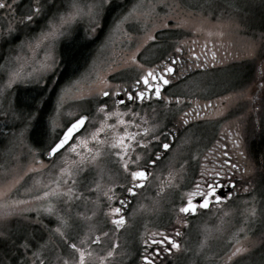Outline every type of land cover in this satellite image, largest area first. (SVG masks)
Here are the masks:
<instances>
[{"label": "snow or ice", "instance_id": "6c2138e0", "mask_svg": "<svg viewBox=\"0 0 264 264\" xmlns=\"http://www.w3.org/2000/svg\"><path fill=\"white\" fill-rule=\"evenodd\" d=\"M111 0H91L84 3V0H28L24 4V0H0V10H20V6L24 4L23 10H20L18 19L13 15V19L4 24L0 21V48L4 44H12L19 40L16 47L21 51L31 53V56L25 55L24 62H21L19 54L16 56L17 67L11 66V60L8 61V81L3 88H0V95L5 93L7 88H11L14 83L24 78L23 70L26 66H30L32 71L28 73V77L37 75V80L43 79L44 76L51 78L55 75L56 69L59 67V60L55 54L57 40L65 36L70 30V26L78 21L87 19L88 26L93 34L103 28L102 12L105 6L109 5ZM147 14V13H145ZM137 15L136 6L133 7L121 20L116 21L110 33L120 29V26ZM39 28V31H37ZM211 34V33H209ZM153 35H148L147 40H154ZM181 51L180 47L176 48V52ZM40 53H43L40 56ZM39 58L37 59V57ZM214 58V55H213ZM179 57L172 60L171 63L165 64L161 60L160 65L151 68H144L138 63V57L135 53L130 57L129 63L139 69V75L134 78L131 86L127 91L116 86V90L99 91V96L107 98H115L110 106L107 101L99 102L95 109V115L89 118L88 114L76 116L69 113L71 117L66 123H58L57 118H50L45 130L40 134L46 140L44 143L43 155L49 158L60 157L56 165H54V173H50L47 182L40 179L34 181V187L27 189L29 200H13L5 199L6 195L11 192L14 185H10L5 190H0V221L9 219L17 214V208L21 205H28L35 202L36 206L25 209L26 211H34L37 213L38 219L34 223H41L39 215L43 212L49 216H55L56 226L48 229V225H42L49 231L51 235L57 236L68 249H58L48 256L41 254V250L47 247V242L32 252L30 259H25L24 264H114L118 255L117 249L119 245L113 242L107 250L97 252L92 246H99L101 236H108V232L101 230L100 235L89 239L87 233L79 242L70 241L67 237V229L71 227L73 217L65 215L56 210V203H63L65 211L71 213L74 208L78 209L77 202L83 201L85 211L76 210L75 218L80 221L89 223L90 230H95V226L91 223L98 214L103 211V215L107 222L114 226L116 232L123 230L128 223V215L123 207L113 206L112 201L118 200L120 205H126L127 201L120 198L113 189L126 190L130 197L140 195L137 190H144L152 186L154 173L148 171V166L155 168L156 164L162 159L159 153L155 159L151 156H145L144 150L149 149V144L143 139L149 132H152V139L159 140L160 137L155 134L156 125L145 127L149 121L146 115H141L136 109L128 106L127 102L135 104L139 101L143 104L145 101L155 97L157 100L167 102V97L162 95V88L171 83L172 77L176 75L175 65L179 62ZM31 61V64L27 62ZM162 65V68H161ZM197 67H200L197 65ZM3 66L0 65V69ZM185 69L181 68V72ZM50 74V75H49ZM97 79L101 84L107 85L102 69L97 70ZM78 83L73 81V85ZM65 90H61L56 105L57 113L61 111L62 101L64 99ZM126 97L121 99V96ZM181 101L177 98L176 103ZM39 110L37 109V112ZM198 111V108H197ZM4 113H0L3 115ZM190 112H185L181 116L183 124L189 123ZM25 124V129L33 126L36 117L32 112L20 114L18 116ZM139 121L140 123H137ZM92 124L90 130L81 135V132L87 125ZM137 131H131V129ZM23 135V131L21 132ZM165 151L170 150V144L164 142L160 145ZM63 153V155H61ZM226 157L227 152L223 153ZM196 159L195 156L192 157ZM37 165L41 161L34 160ZM109 164L115 166L109 167ZM230 161L225 159L221 164L229 165ZM232 168L236 165H230ZM184 164L180 165L179 170L169 168L167 175L162 176L156 174L155 179V196L150 197L151 203L139 202L137 207L133 208L131 216L152 214L158 210L160 200L168 194L169 191L175 192L183 186ZM200 180L191 185V190L181 194V203L177 209L178 222L184 227H188L187 217L189 215L198 214L199 210H208L212 206L219 207L224 200L231 198L228 195L218 194L217 189L223 185L218 179L225 175L222 170H209L201 165ZM28 171H33L29 168ZM90 171H95V177L88 184H81L80 177H86ZM124 177L125 183L116 184L113 177ZM107 177V181H105ZM18 183V181H16ZM84 189L81 191L77 185ZM247 191V189H245ZM85 192L95 193L96 198L90 200ZM103 197V201L101 200ZM107 204H104V202ZM91 203L92 208L88 209L87 205ZM104 204L102 208L101 205ZM91 214H87L88 212ZM256 209L253 207L246 212V216L254 218ZM229 213L225 212L227 216ZM242 228L240 231H243ZM182 232L177 229L174 232L175 237H180ZM159 237V238H157ZM6 239L5 233L0 231V240ZM206 240L202 239L197 248L196 255H201L205 249ZM141 242L143 251L139 253L142 264H158L161 256L165 258L179 253L187 252L188 249L183 248L181 243L174 239L173 236L166 232L153 231L141 233ZM24 249H29V243L25 242L21 245ZM248 251L246 247L236 241V246L228 255V262ZM205 259H209L205 257Z\"/></svg>", "mask_w": 264, "mask_h": 264}, {"label": "flooded vegetation", "instance_id": "af4514ba", "mask_svg": "<svg viewBox=\"0 0 264 264\" xmlns=\"http://www.w3.org/2000/svg\"><path fill=\"white\" fill-rule=\"evenodd\" d=\"M104 30V28L103 30H99L97 36L92 39H88L86 37L87 35L83 36L81 32L77 34L86 41H94L96 43ZM73 38L74 36L70 40ZM142 41V46L140 51L136 53V56L138 57V63L142 64L146 69L160 65L161 60H164L165 64H169L172 60H176L178 57L180 58L179 62L175 65L176 75L172 77L169 85L162 88V95L168 98L167 102L157 100L155 97L149 101H145L143 104L139 101L135 104L126 101L129 107L136 109L141 115L147 116L149 123L148 125H144L145 127L151 128L153 125L157 126L155 134L160 137L159 140L152 139V132H149L147 136L143 137L149 144V149L144 150V155L146 157L151 156L155 159L156 154L159 153L162 157L155 168L148 166V171L154 173L151 178L153 185L144 190H137L140 192V195L136 197H130L126 190L113 189L127 203L122 206L118 200H114L111 202L112 205L123 207L124 211L129 214L127 226L119 232H116L114 226L107 222L103 211L91 222L95 226L94 231L90 230L88 222L76 219V210L85 211L83 201L77 202L78 209L74 208L71 213L65 211L63 203H54H56L57 211L73 217L70 222L71 227L66 230L67 237L70 241L79 242L85 233L91 239L99 236L101 230L108 232V236L100 237L102 243L99 246L93 245L92 247L97 252H100L107 250L113 242H116L119 247L116 250L118 255L115 258L114 264H142L139 256V253L143 251L141 233L147 235L148 232L153 231L166 232L168 235L173 236L174 239H177L183 248L188 249L187 252L181 251L174 253L167 258L162 255L158 264H192V259H189L192 257L191 250L196 246L194 223L200 220L205 214L211 212V210L218 209L223 205H229L233 201L243 200L252 194L253 190L257 187H254L255 182H258L259 191L264 187V154L257 148L264 134H261L264 105H261L260 70L252 69L251 67L245 68L244 66V68L238 67L235 66L236 62L233 61L220 65L222 59L226 58L230 53L228 52V47L223 49L222 45H219L220 43L212 40L206 41L190 37L155 38L149 41L147 43L148 47L145 48L146 50L158 48L156 55L150 59L144 58V38H142ZM177 47L181 48L179 53L176 52ZM129 60L130 57L120 62L118 69L112 72L110 79H106L107 85L103 89L116 90V86L119 85L121 89L127 91L134 78L139 75V69L130 65ZM261 60L259 65L264 62V58ZM1 63L2 57L0 55V65ZM197 65L200 67H197ZM86 66L76 76L70 79L68 76L62 80H59V74L62 69L58 67L55 75L45 81V86L39 89L42 90V93L29 110L36 117L33 121L34 125L41 114L45 102L49 101L47 111L43 116L46 128L48 121L54 114V101L57 94L61 93V90L69 83L76 80L83 73ZM181 68L185 69V71L181 72ZM212 78L229 79L233 83L231 86H228L230 88L225 87L227 89L223 88L219 91L204 92L201 89L202 81L204 83L210 82ZM246 81L248 83H245ZM250 83L248 100L230 101L231 96H237V94L242 92V86H245L244 84L249 85ZM120 98L126 100V97L123 95ZM177 98L181 101L179 104L176 103ZM84 99V109L77 116L88 114L91 120L95 115V109L99 102L107 101L111 106L112 100L115 98L101 97L98 92L92 97ZM15 103L14 98V106L12 108L16 110ZM37 109L39 110L38 112ZM185 112L191 113L190 117H187L189 119L187 125L183 124L181 120V116ZM137 123L140 122L137 121ZM91 127L92 124L87 125L81 132V135L85 134ZM131 131H137V129L133 128ZM27 141L29 146L28 152L30 151V154L36 158H34L35 160L41 161V164L37 165L34 163L33 171H28L24 178L30 180L38 174L41 180L46 183L50 173H54L55 171V169L51 168L52 163L59 160L60 157L45 159V155H43L44 143L46 142L45 138L41 145H36L31 141L30 134L28 137L27 132ZM189 141L193 143V148L189 155V164L183 172V186L175 192L170 191L169 196H164L162 202L165 205V212L162 217L157 221L145 223L144 215L131 216L130 214L133 208L137 207L139 202L151 203L149 198L155 196L156 189L154 186L157 183L155 175L161 174L165 176L169 170V167L165 163H163L162 169V161L175 149L178 150L186 146V144L190 143ZM164 142L170 144V150L165 151L160 147ZM225 152L228 153L226 157L223 155ZM193 156L196 157L195 160L192 159ZM225 159L229 160L230 164L224 165L223 169H221L220 166ZM232 164L237 167L232 168L230 166ZM201 165H204L209 170H222L225 173V175L218 179V182L223 186L218 188L217 192L222 195L231 193V198L224 200L219 207L212 206L208 210H199L198 214L194 216L189 215L187 217L188 227H184L182 223L178 222L179 214L177 212L181 203V194L191 190V185L200 180ZM109 167L113 168V171L116 170L114 165L109 164ZM94 177L95 171H90L86 177L79 178L80 183H87ZM261 180L263 184H261ZM105 181H107V177H105ZM113 182L117 185L125 183L124 177L122 175L119 177L114 176ZM77 187L82 191L80 184ZM95 198V193L89 195L90 200H94ZM174 198L176 199L173 201ZM29 199V195L26 198H21V200ZM101 200L103 201L102 196ZM104 204H107V202L105 201ZM104 204L101 205L102 208ZM35 206V202L18 206L17 214L13 217L15 228L11 237L12 239L9 240L12 243L9 248L13 254V264H24L25 259H30L32 252L36 251L45 242H47V247L41 250V254L44 256H48L58 249H63L64 252L68 251L59 237L51 235L42 226L46 224L48 225V229L54 228L57 223L55 216H49L41 212L39 215L41 223H34L38 219L37 213L34 211H26L25 209ZM87 207L91 209L93 206L89 203ZM87 214L90 215L91 212L89 211ZM177 229L182 232L180 237L174 236V232ZM25 242L29 243V249L27 250L21 246Z\"/></svg>", "mask_w": 264, "mask_h": 264}, {"label": "rangeland", "instance_id": "374dc122", "mask_svg": "<svg viewBox=\"0 0 264 264\" xmlns=\"http://www.w3.org/2000/svg\"><path fill=\"white\" fill-rule=\"evenodd\" d=\"M89 2L91 0H84V3ZM27 3L28 0H24V4ZM114 3L120 11L100 35V39L94 47L95 51L92 58L83 73L74 80L78 83L73 85L72 81L64 87V99L59 113H57L56 105L60 93L55 98L53 117L57 118L58 123H66L71 118L68 116L69 113L77 116L84 109V98L92 97L105 88V85L97 79V70L102 69L105 80L110 79L112 72L118 69L120 62L140 51L143 43L142 38H144V58L150 59L155 56L158 48L145 49L149 43L148 35H153L155 38L190 37L206 41L212 40L220 43L219 45H222L223 49L228 47L230 55L223 58L220 65L233 61L238 67L259 69L261 105H264V62L259 65L260 60L264 58V0H111L109 5ZM24 4L20 6V10H23ZM109 5L105 6L102 18ZM134 6H136L137 15L123 23L119 30L110 33V28L114 23L121 20ZM20 10H0V21L7 24L13 19V15L18 19ZM79 30L87 35L88 39H92L98 34V32L95 34L91 32L87 19L80 20L70 26L68 33L56 42L55 54L58 60L60 59L59 48L61 43L70 41L75 33H79ZM17 44H19V40L12 44H4L0 48L1 65L3 66L0 69V88H3L8 81V61L11 60L12 67H17L15 58L18 54L22 58V63L25 55H32L21 52L16 47ZM42 55L43 53H40V56ZM27 63L31 64V61ZM31 71L32 68L26 66L23 70L24 78L14 83L11 88H7L3 95H0V113H4L0 115V137L3 141L0 153V190H5L10 185H14L11 192L5 197L8 201L28 197L26 190L34 187L35 180H41L38 174L30 180L24 178L28 169L33 168L36 158L30 154V151L28 152L27 132H23L21 135L20 129L23 125L16 123L15 109L12 108L18 89H31L32 87L38 90L42 89L45 86V81L49 78V76H44L38 81L37 75L39 74L28 77V73ZM202 83L201 89L204 92H212L231 86L233 81L212 78L210 82L204 83L202 81ZM244 85L242 92L237 96H231L230 101L248 100L251 83ZM263 126L264 124L261 127V134L264 133ZM189 142L186 146L178 150L175 149L169 154L161 163L162 169L163 163L176 170H179L180 165L184 164V169H186L193 148V143ZM58 161L53 162V165L51 164L52 169ZM90 181L84 184H88ZM261 184H263L262 180ZM254 187L256 188L252 194L243 200L233 201L229 205L211 210L194 223L196 246L191 250L192 257L189 259H192V264H222V262L223 264H264V187L259 191L258 182L254 183ZM82 191H84L83 188ZM169 193L170 191L166 196H169ZM85 194L90 195L87 192ZM164 206L161 199L156 213L144 214V222L150 223L160 219L165 212ZM253 207L257 210L255 217H247L246 212ZM225 212L229 214L225 216ZM13 217L0 221V231H3L6 236L2 242L12 239L15 228ZM242 228L244 230L240 231ZM205 237H207V246L203 253L198 256L196 255L197 248L200 241ZM237 240L248 251L235 257L232 262H228V255L236 246ZM12 255L11 253L10 256L13 257ZM205 257L209 259H205Z\"/></svg>", "mask_w": 264, "mask_h": 264}, {"label": "trees", "instance_id": "16d2710c", "mask_svg": "<svg viewBox=\"0 0 264 264\" xmlns=\"http://www.w3.org/2000/svg\"><path fill=\"white\" fill-rule=\"evenodd\" d=\"M119 8L115 3L109 5L103 17V28L108 24L111 14ZM103 28L101 30H103ZM264 29V28H263ZM261 29V30H263ZM94 41H85L77 36H74L69 42H62L59 48V69H62L59 74V80L68 76L74 75L78 72L86 63L89 52L91 50ZM42 90L38 89H18L15 95V107L17 111L29 112L30 108L34 105L38 99ZM49 101H46L42 107L41 114L39 115L31 133V141L36 145H41L44 137L40 134L45 130L44 114L47 111ZM260 152L264 154V134L260 140V144L257 147ZM12 243L9 241L0 240V264H13L14 258L11 257L9 246ZM9 262V263H6Z\"/></svg>", "mask_w": 264, "mask_h": 264}, {"label": "bare ground", "instance_id": "6f19581e", "mask_svg": "<svg viewBox=\"0 0 264 264\" xmlns=\"http://www.w3.org/2000/svg\"><path fill=\"white\" fill-rule=\"evenodd\" d=\"M120 10H119V8H117L115 11H114V13H112L111 14V18H110V23H111V21H112V19L116 16V14L119 12ZM102 21H103V18H102ZM109 23V22H108ZM108 26V24L105 26V28ZM104 28V29H105ZM78 32H81L80 30L78 31ZM82 33V32H81ZM80 34V33H79ZM79 34H77V33H75V35L74 36H77V37H81ZM83 34V33H82ZM83 35H85V34H83ZM82 39V38H81ZM84 40V39H83ZM86 41V40H85ZM98 41V40H97ZM96 44L97 43H95V42H93V44H92V47H91V50H90V52H89V55H88V58H87V61H86V63H85V65L78 71V72H76V73H74V75H72V76H69V79L70 78H72V77H74V76H76L80 71H82L83 70V68L87 65V63L90 61V59L92 58V56H93V53H94V51H95V49H94V47L96 46ZM15 113H16V118H17V121H16V123L17 124H20L21 123V125H23V127H21V129H20V131L22 132H28V137H29V134H30V132L32 131V129H33V126H29L27 129H25V124H24V122H22L21 121V119H19L18 118V116L20 115V114H27V113H29V112H21L20 110L19 111H17V110H15ZM262 122H263V124H264V118L262 119ZM2 145H3V141H2V138L0 137V153H1V150H2Z\"/></svg>", "mask_w": 264, "mask_h": 264}, {"label": "water", "instance_id": "95a60500", "mask_svg": "<svg viewBox=\"0 0 264 264\" xmlns=\"http://www.w3.org/2000/svg\"><path fill=\"white\" fill-rule=\"evenodd\" d=\"M45 159H50V158L45 155Z\"/></svg>", "mask_w": 264, "mask_h": 264}]
</instances>
